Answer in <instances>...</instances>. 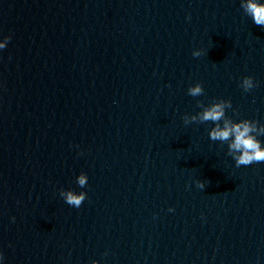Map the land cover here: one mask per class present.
I'll use <instances>...</instances> for the list:
<instances>
[{
	"label": "clouds",
	"instance_id": "clouds-1",
	"mask_svg": "<svg viewBox=\"0 0 264 264\" xmlns=\"http://www.w3.org/2000/svg\"><path fill=\"white\" fill-rule=\"evenodd\" d=\"M240 6L244 13L257 26L264 28V2H261V0H241ZM10 40L11 36L0 40V49H4ZM192 55L199 57L201 51L194 50ZM241 87L245 92H248L256 87V83L252 77L246 76L242 79ZM203 94L204 88L200 83H196L188 88V95L192 97H198ZM197 105L202 110L194 115H185L183 117L185 125L212 122L214 127L209 132L210 139L212 141L227 143L228 155L233 158L236 167L264 162V146H262L261 141L258 139V136L264 135V125H260L255 120L242 119L237 122L228 117L226 109L232 107L230 100H214L208 105L197 101ZM76 182L81 188L85 187L88 183L87 175L81 173L77 177ZM197 186L203 189L205 184L198 182ZM60 196L68 205L79 208L87 198V193L83 191L77 193L73 190H61ZM169 211H173V209H169ZM3 258V254L0 253V260H3ZM92 264H98V262L94 260Z\"/></svg>",
	"mask_w": 264,
	"mask_h": 264
}]
</instances>
